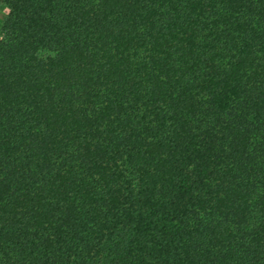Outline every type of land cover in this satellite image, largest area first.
I'll return each mask as SVG.
<instances>
[{"label": "trees", "instance_id": "trees-1", "mask_svg": "<svg viewBox=\"0 0 264 264\" xmlns=\"http://www.w3.org/2000/svg\"><path fill=\"white\" fill-rule=\"evenodd\" d=\"M0 264H264V0H0Z\"/></svg>", "mask_w": 264, "mask_h": 264}, {"label": "rangeland", "instance_id": "rangeland-1", "mask_svg": "<svg viewBox=\"0 0 264 264\" xmlns=\"http://www.w3.org/2000/svg\"><path fill=\"white\" fill-rule=\"evenodd\" d=\"M5 14H6V10L3 7L0 8V26H1L3 19L5 18Z\"/></svg>", "mask_w": 264, "mask_h": 264}]
</instances>
